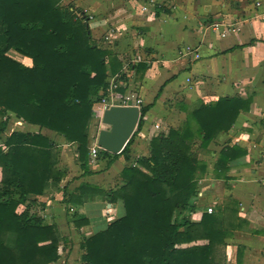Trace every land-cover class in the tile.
I'll return each instance as SVG.
<instances>
[{
    "label": "trees",
    "instance_id": "obj_1",
    "mask_svg": "<svg viewBox=\"0 0 264 264\" xmlns=\"http://www.w3.org/2000/svg\"><path fill=\"white\" fill-rule=\"evenodd\" d=\"M61 1L0 0V135L12 114L63 136L87 168L94 105L110 78H124L123 65L93 39L79 18L83 12ZM27 58L31 64L24 63ZM145 69L144 64L138 67ZM252 103L251 97L234 96L184 106L186 120L154 137L149 155L124 168L119 186L107 191L80 186L67 203L79 204L93 190L125 210L105 230L83 238V263L227 264L226 240L238 227L239 211L217 205L212 214L205 210L194 219L200 210V180L208 172L194 147L199 142L207 150ZM150 108L142 109L137 130L120 154L101 149L100 157L124 155L130 161L133 140ZM54 143L41 132H13L0 147V264H57L61 258L59 248L68 239L44 220L38 200L49 181L61 180L54 171L59 156ZM247 154L237 145L224 147L213 178L228 180L229 164ZM83 225L84 219L75 220L77 228Z\"/></svg>",
    "mask_w": 264,
    "mask_h": 264
},
{
    "label": "crops",
    "instance_id": "obj_2",
    "mask_svg": "<svg viewBox=\"0 0 264 264\" xmlns=\"http://www.w3.org/2000/svg\"><path fill=\"white\" fill-rule=\"evenodd\" d=\"M61 5L73 6L91 19L93 38L117 54L123 67H131L133 80L122 90L135 92L144 107L151 108L133 140L130 161L124 155L100 157L101 150L92 160L91 148L99 147L98 132L107 129L92 120L87 168L78 159L76 146L67 144L63 136L11 114L0 147L13 132H41L59 152L54 171L61 180L49 181L44 195L38 197L44 220L74 242L105 230L125 215L123 205L93 190L79 198L83 200L79 204L67 203L80 186L114 189L124 168L149 154L154 137L186 120L179 104L193 107L200 101L211 104L225 97H251V109L203 150L208 172L200 192L205 203L239 211L238 227L226 240L227 264H264V0H62ZM156 7L162 9L159 14ZM213 22L238 24L241 30L221 39L207 31ZM24 63L30 64L27 59ZM140 64L146 66L144 72L138 70ZM235 145L248 154L229 164L228 180L214 179L220 152ZM204 208L200 206L195 220ZM80 218L84 225L77 228L75 220ZM98 226L102 229L96 232Z\"/></svg>",
    "mask_w": 264,
    "mask_h": 264
},
{
    "label": "built area",
    "instance_id": "obj_3",
    "mask_svg": "<svg viewBox=\"0 0 264 264\" xmlns=\"http://www.w3.org/2000/svg\"><path fill=\"white\" fill-rule=\"evenodd\" d=\"M240 30V25L233 23L213 22L207 27V31L221 39H225L230 35L238 33ZM104 40L105 42H108L110 38L106 37ZM187 52H190V48L187 49ZM123 73L125 78H123L124 80L121 79L120 75L110 78L109 86L107 89L101 92L100 100L94 105L93 120H95L100 125V127L107 128V126L102 123V120L105 111L111 107H137L142 113V109L144 108V100L136 95V93L133 91L129 92L127 90L124 92V90H120L123 86L126 88V85L130 82V80H133V75L129 64L124 65ZM157 128H159V126H157ZM100 150L101 149L97 146L91 148V157L93 161L98 159ZM199 198L200 200L204 198L201 192L199 193ZM213 211L214 203H211L207 208V213L212 214Z\"/></svg>",
    "mask_w": 264,
    "mask_h": 264
},
{
    "label": "water",
    "instance_id": "obj_4",
    "mask_svg": "<svg viewBox=\"0 0 264 264\" xmlns=\"http://www.w3.org/2000/svg\"><path fill=\"white\" fill-rule=\"evenodd\" d=\"M142 113L137 107H111L103 115L98 146L113 155L120 154L138 127Z\"/></svg>",
    "mask_w": 264,
    "mask_h": 264
},
{
    "label": "rangeland",
    "instance_id": "obj_5",
    "mask_svg": "<svg viewBox=\"0 0 264 264\" xmlns=\"http://www.w3.org/2000/svg\"><path fill=\"white\" fill-rule=\"evenodd\" d=\"M62 3V1H61ZM62 6V5H61ZM64 7V6H63ZM79 18L86 22L88 25L91 21V19L86 15V14H80ZM90 28V26H89ZM91 30V29H90ZM92 33V32H91ZM93 37V35H92ZM94 39V38H93ZM12 57L21 60V58H19V55L17 56V54H12ZM27 60L29 61V63L31 64V60L27 58ZM22 61V60H21ZM184 104H179V107H184ZM179 109V108H178ZM11 118V115L9 116ZM10 120V119H9ZM9 120H8V124H9ZM160 135V134H159ZM194 151L195 154L198 156V158L200 160H203L204 157V151L199 147V142H197L196 146L194 147ZM149 155V154H147ZM135 165V164H134ZM121 184V181H119L115 187L119 186ZM200 189H201V180H200ZM215 196V195H214ZM207 196L205 197V200L207 201ZM215 197H213L214 199ZM217 199V198H216ZM217 200H215L216 202ZM212 202V201H211ZM209 204L211 203H205L203 202V200H199V207H205L203 210V213L205 212V210L207 211V208L209 207ZM216 203H214V211L215 212V207L218 205H215ZM103 224V228L106 226V223L102 221ZM59 228V227H58ZM102 229V227H97V231H100ZM60 231V229H59ZM61 232V231H60ZM63 237H66L64 234H61ZM68 239V241L65 244H62L61 247L59 248V253H60V260L57 264H84L81 257L83 255V250L81 248V243L83 242V238L82 237H78L76 239V242H74L73 240L71 241L70 238L66 237Z\"/></svg>",
    "mask_w": 264,
    "mask_h": 264
}]
</instances>
